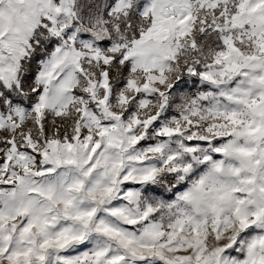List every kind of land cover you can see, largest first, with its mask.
I'll return each mask as SVG.
<instances>
[{"label":"snow or ice","instance_id":"1","mask_svg":"<svg viewBox=\"0 0 264 264\" xmlns=\"http://www.w3.org/2000/svg\"><path fill=\"white\" fill-rule=\"evenodd\" d=\"M0 264H264V0H0Z\"/></svg>","mask_w":264,"mask_h":264}]
</instances>
